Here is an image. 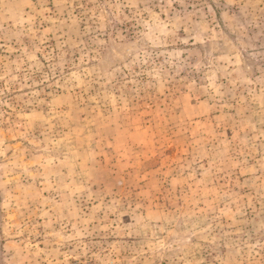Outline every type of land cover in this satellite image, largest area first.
Masks as SVG:
<instances>
[{
    "label": "rangeland",
    "instance_id": "374dc122",
    "mask_svg": "<svg viewBox=\"0 0 264 264\" xmlns=\"http://www.w3.org/2000/svg\"><path fill=\"white\" fill-rule=\"evenodd\" d=\"M0 264H264V0H0Z\"/></svg>",
    "mask_w": 264,
    "mask_h": 264
}]
</instances>
